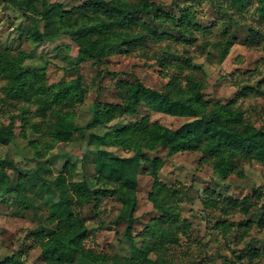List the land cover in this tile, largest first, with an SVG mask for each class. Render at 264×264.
Here are the masks:
<instances>
[{
    "label": "rangeland",
    "instance_id": "1",
    "mask_svg": "<svg viewBox=\"0 0 264 264\" xmlns=\"http://www.w3.org/2000/svg\"><path fill=\"white\" fill-rule=\"evenodd\" d=\"M59 1L66 8H72L84 0ZM154 1L162 4L164 9L175 7V1L192 6V41L149 38L148 50L118 52L93 64L91 59L80 62L78 46L68 36L54 42L33 43L28 37L32 17L0 0V48L27 51L30 55L27 65H46L45 79L49 84L73 79L80 72L86 90L84 100L75 106L79 128L72 139L58 141L46 150L44 143L51 145L52 137L46 129L45 117L37 111L38 104L7 95L6 79L0 76V125L9 124L12 117L16 125L14 140L9 143L0 140V157L6 160V169L14 179L20 171L31 172L39 163L45 162L44 174L48 178H55L68 165V170L64 171L68 180L94 183L96 154L89 142L91 133L105 134L144 116L172 128L186 120L155 112L142 104L134 115L86 128L97 104L95 100L102 103L122 101L123 88L118 85L122 80L135 82L139 78L157 89L160 99L179 98L202 111L200 92L194 84L188 83L189 75H193L204 85L201 99L233 101L257 127L264 129V16L258 8L259 1L251 0L243 9L236 8L230 0H218L216 4L210 0ZM170 32L174 31L171 29ZM228 41L231 46L226 45ZM167 45L174 54L169 56V64L162 66L157 56ZM186 56L192 58L190 66ZM174 76L184 91L167 88ZM33 122L40 124L39 132L30 127ZM34 144L40 148V154L36 153ZM182 146L183 142L178 140L170 148H141L148 157L162 158L163 165L157 170V176L176 192L181 217L189 225L180 233V244L171 248L167 255L179 264H264L261 255L264 228L259 226V216L255 214L261 212L264 205V164L239 158L238 171L220 180L214 174L211 158L197 150L182 149ZM101 148L121 156L133 154L116 146L102 145ZM145 165L138 172L136 215L139 221L135 223L134 234L140 233L152 217L159 215L149 198L154 177ZM47 196L46 192L41 195L28 191L24 199L26 202L33 200L34 208L14 200L13 195L0 198V259L17 252L21 255V264H49L42 256L39 243L29 234L40 223L41 217L49 213ZM97 198L98 214L90 204L76 206L89 228L85 246L119 257L129 255V243L124 236L126 225L118 217L121 202L110 192L100 191ZM244 198L253 203L249 212L242 210L241 202H230ZM151 256L155 257V254Z\"/></svg>",
    "mask_w": 264,
    "mask_h": 264
},
{
    "label": "trees",
    "instance_id": "2",
    "mask_svg": "<svg viewBox=\"0 0 264 264\" xmlns=\"http://www.w3.org/2000/svg\"><path fill=\"white\" fill-rule=\"evenodd\" d=\"M3 1L23 15L32 17L28 37L33 43L54 42L62 36H68L78 46L80 62L91 59L93 64H97L118 52L147 49L149 38L170 37L174 41L184 42L194 38L190 28L192 6L180 5L177 1L175 7L169 9H164L162 4L154 0H84L72 8H66L59 0ZM210 1L216 4L218 0ZM250 1L230 0L238 9L245 8ZM258 1V8L264 16V0ZM171 29L174 32L171 33ZM231 44V41L226 42L228 46ZM173 54L167 45L160 51L157 61L167 66L169 56ZM29 57V53L22 49L14 52L0 48V76L6 79L4 89L7 95L38 104L37 111L45 117L46 129L52 137L51 145L44 143L48 150L58 141H70L78 130L75 106L84 100L86 90L80 72L73 79L47 83L46 65L30 67L26 63ZM185 59L190 66L192 58L186 56ZM175 65L179 67L177 63ZM71 69L74 70L73 67ZM176 79L174 76L166 85L167 88L184 91ZM188 83L194 84L199 90L204 105L202 111L179 98L160 99L158 90L139 78L135 82L122 80L118 83L123 88L121 102L102 103L95 100L97 104L92 117L85 124L88 129L124 115H134L142 104L155 112L186 120L179 127L172 128L158 121L152 122L148 116H144L139 121L129 122L105 134L91 133L89 142L96 154L94 183L68 180L64 172L68 170V165L55 178H48L44 174L45 162L39 163L31 172L20 171L14 179L6 169V160L0 157V198L13 195L14 200L34 208L33 200L26 202L24 199L27 192L33 190L37 194H48L46 202L49 213L42 216L40 223L29 231L33 240L39 243L47 263L179 264L172 261L167 253L180 244V233L189 225L181 217L176 192L157 176V170L163 165L162 158L148 157L141 151L143 146L170 148L180 140L183 142L182 149L197 150L211 158L214 174L220 180L238 171L239 158L264 164V129L257 127L233 101L201 99L204 85L193 75H189ZM15 126L14 117L9 124L0 125L2 142L9 143L15 139ZM30 127L37 132L41 130L39 123H30ZM34 145L36 153L40 154V148ZM102 145L121 147L133 154L121 156L101 148ZM144 163L154 177L149 198L159 215L152 217L140 233L134 234L135 223L139 221L136 215L138 172ZM100 191L110 192L121 202L118 217L126 225L124 236L129 243V255L119 257L85 246L89 228L76 206L90 204L98 214L97 196ZM246 200L231 199L230 202H241L242 210L249 212L253 203ZM261 208L262 211L255 214L259 216V226L264 228V205ZM261 255L264 258V246ZM21 261V255L13 252L0 259V264H21Z\"/></svg>",
    "mask_w": 264,
    "mask_h": 264
}]
</instances>
